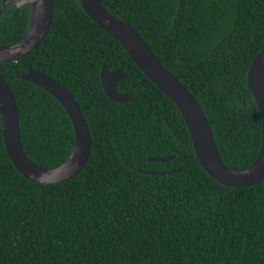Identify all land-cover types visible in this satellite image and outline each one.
<instances>
[{
	"label": "trees",
	"instance_id": "16d2710c",
	"mask_svg": "<svg viewBox=\"0 0 264 264\" xmlns=\"http://www.w3.org/2000/svg\"><path fill=\"white\" fill-rule=\"evenodd\" d=\"M99 1L193 97L223 165L248 167L261 128L246 73L264 47V0ZM1 2L0 45H9L23 34L30 6L2 8ZM102 65L122 69L115 91L130 101L105 96ZM28 69L73 96L90 151L72 177L32 183L9 161L0 127V264H264V177L239 188L210 177L195 160L174 104L79 0H53L40 45L0 63L24 155L55 167L72 151V125L52 96L16 77ZM167 156V162L148 161Z\"/></svg>",
	"mask_w": 264,
	"mask_h": 264
},
{
	"label": "water",
	"instance_id": "95a60500",
	"mask_svg": "<svg viewBox=\"0 0 264 264\" xmlns=\"http://www.w3.org/2000/svg\"><path fill=\"white\" fill-rule=\"evenodd\" d=\"M85 14L127 53L145 77L176 107L186 126L195 160L215 181L226 187H247L264 177V47L251 59L246 73V85L256 104L260 128V146L255 160L244 169H230L220 160L208 122L193 97L181 83L157 60L147 44L123 21L109 14L99 0H79ZM181 0H179V3ZM30 6L27 26L21 37L9 45H0V63L15 62L36 49L44 40L51 23L53 0H2L1 7ZM1 13V11H0ZM119 67L107 70L102 65L100 87L112 102L131 100L127 94L117 93L115 85L122 77ZM17 78L31 83L52 96L67 114L72 125L74 142L70 155L61 164L45 168L29 161L23 153L19 137V119L5 74L0 73V127L6 155L16 171L26 180L51 184L77 174L87 161L90 136L83 115L73 96L45 74L28 69ZM172 156L151 157L149 162H167ZM151 174H163L153 173Z\"/></svg>",
	"mask_w": 264,
	"mask_h": 264
}]
</instances>
